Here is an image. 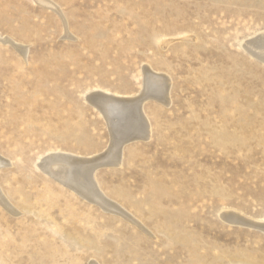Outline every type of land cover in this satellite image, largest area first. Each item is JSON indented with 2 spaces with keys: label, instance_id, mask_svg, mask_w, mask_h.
Segmentation results:
<instances>
[{
  "label": "rangeland",
  "instance_id": "374dc122",
  "mask_svg": "<svg viewBox=\"0 0 264 264\" xmlns=\"http://www.w3.org/2000/svg\"><path fill=\"white\" fill-rule=\"evenodd\" d=\"M49 1L0 0V264H264V62L242 47L264 0ZM149 70L168 102L95 171L124 210L43 171L117 154L133 125L106 99L156 93Z\"/></svg>",
  "mask_w": 264,
  "mask_h": 264
},
{
  "label": "bare ground",
  "instance_id": "6f19581e",
  "mask_svg": "<svg viewBox=\"0 0 264 264\" xmlns=\"http://www.w3.org/2000/svg\"><path fill=\"white\" fill-rule=\"evenodd\" d=\"M38 1H40L41 3H44V4H49V5L53 4L49 0H38ZM162 9H164V7ZM156 10H157V8H156ZM159 11H161V10H159ZM8 40H9V38H8ZM242 45H243L242 47H245L247 49V52H249V54L251 56L257 57L264 62V30L255 34L251 39L245 41ZM149 71L153 74L154 81H155L156 85L160 84L159 85L160 87L156 93L153 90V91H151L150 94H146V88H145L141 92V94H138L136 96L135 95H129V94L128 95H125V94L119 95L116 93L112 94L113 96H115V100L118 101V103H115V101L113 102L112 99H109V98L106 99L108 101L107 104H109L107 111L110 115H112L114 117V120L116 122H122L121 120H123L126 117V115L130 114L131 123H132V124H130V127L133 125V127H131V129L128 132H126L127 134L125 137L122 136V138L117 140V142H116L117 154H116V151H115L114 155L107 154L106 156H100L101 154L92 155V156H87V155L81 156L79 154L74 155L75 153L70 154L71 152L70 153H66V152L52 153L48 157H46L43 160V162H40L42 164H39V165L44 167V168H42L40 166L39 167L42 168L43 171L45 169L49 173L54 174L55 177L57 176L64 183L69 184L70 186H72V188L74 190H77L81 194L90 198L92 201L99 202L104 208H107V209L110 208L112 210H117V211L124 210V208L121 207L119 204H117L115 201H113V199L111 200V198L107 197V195L105 197L103 190L99 188V185L97 184L98 182L95 181L96 180L95 179V171H96V168L99 167L100 164H104V163L110 164L114 160L115 157L117 158L118 156H120L121 148L126 142L131 141V140L143 139V138L148 137L149 129H148L147 124H146L145 119H144V113L146 111L143 110V106H142L144 104L143 101L147 96H153L157 99L162 100L163 102H166V103L168 102L166 92H167V87L169 85V79H168L167 75L164 73L158 72V71L155 72V70H153V71L149 70ZM147 87H148V85H147ZM97 93H98V95L96 97L97 98L96 101L99 100L98 99L99 94L101 96L105 97V95L111 94L112 92L109 93V91L98 90ZM148 99H146V100H148ZM125 106H128L129 108L127 109V108H125ZM115 110H117V112H118L117 114L114 112ZM146 118H148V117H146ZM6 163H8V162L0 154V165L6 164ZM7 200L8 199L6 197V194L3 192V189L0 186V201H2L3 204L10 205ZM3 207H4V205H3ZM15 207H17V206H15ZM231 212L228 213L230 218H231V216L236 217L238 222H244V224L246 223V224H250V225H255V224L260 225L256 221H249L248 219L239 215V213L236 214V212H232V213ZM260 226L264 229V223H261Z\"/></svg>",
  "mask_w": 264,
  "mask_h": 264
}]
</instances>
